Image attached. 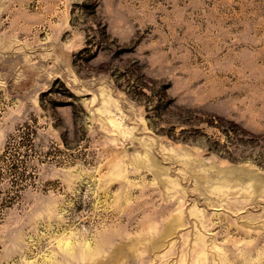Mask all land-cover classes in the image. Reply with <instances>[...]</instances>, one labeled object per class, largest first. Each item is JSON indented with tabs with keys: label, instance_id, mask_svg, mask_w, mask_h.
Segmentation results:
<instances>
[{
	"label": "rangeland",
	"instance_id": "1",
	"mask_svg": "<svg viewBox=\"0 0 264 264\" xmlns=\"http://www.w3.org/2000/svg\"><path fill=\"white\" fill-rule=\"evenodd\" d=\"M0 264H264V0H0Z\"/></svg>",
	"mask_w": 264,
	"mask_h": 264
}]
</instances>
